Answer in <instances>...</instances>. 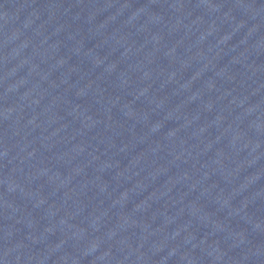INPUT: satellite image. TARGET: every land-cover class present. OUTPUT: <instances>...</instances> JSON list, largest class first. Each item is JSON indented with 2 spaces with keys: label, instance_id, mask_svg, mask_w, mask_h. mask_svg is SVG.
<instances>
[{
  "label": "water",
  "instance_id": "obj_1",
  "mask_svg": "<svg viewBox=\"0 0 264 264\" xmlns=\"http://www.w3.org/2000/svg\"><path fill=\"white\" fill-rule=\"evenodd\" d=\"M0 264H264V0H0Z\"/></svg>",
  "mask_w": 264,
  "mask_h": 264
}]
</instances>
